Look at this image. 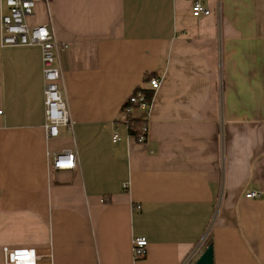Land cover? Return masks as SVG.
<instances>
[{
	"label": "crops",
	"instance_id": "crops-1",
	"mask_svg": "<svg viewBox=\"0 0 264 264\" xmlns=\"http://www.w3.org/2000/svg\"><path fill=\"white\" fill-rule=\"evenodd\" d=\"M193 1L37 4L28 25L68 45L74 125L56 138L40 49L0 47V264L4 248L34 249L36 264H180L210 224L213 264H264V199L245 197L264 192V0H200V18ZM137 89L153 94L133 114L144 143L117 120ZM67 150L76 167L54 170Z\"/></svg>",
	"mask_w": 264,
	"mask_h": 264
},
{
	"label": "built area",
	"instance_id": "built-area-1",
	"mask_svg": "<svg viewBox=\"0 0 264 264\" xmlns=\"http://www.w3.org/2000/svg\"><path fill=\"white\" fill-rule=\"evenodd\" d=\"M48 0H0V47H38L41 52L43 73L44 117L46 134L49 138H56L60 127L71 131L74 122L65 100L60 92L62 72L59 66V54L68 49V45L56 41L52 28L47 25L30 27L27 20L34 15L37 4ZM191 15L195 18L206 17L209 10L200 0H194L191 5ZM160 80L156 77L148 79L151 91L160 87ZM150 105L140 89L132 93L119 111L117 120L126 125L134 110L148 112ZM2 112L0 111V115ZM147 127L144 125L137 137V142L146 140ZM117 135L113 136L116 142ZM77 155L70 150L62 151L52 156V168L56 171H69L76 167ZM248 199H264V192L251 191L245 195ZM139 207H137L138 209ZM212 224L209 225L200 241L191 249L180 264H194L201 255L210 233ZM147 241L144 237L132 240V254L135 259L145 256ZM206 248V247H205ZM4 264H36L34 249H3Z\"/></svg>",
	"mask_w": 264,
	"mask_h": 264
},
{
	"label": "trees",
	"instance_id": "trees-1",
	"mask_svg": "<svg viewBox=\"0 0 264 264\" xmlns=\"http://www.w3.org/2000/svg\"><path fill=\"white\" fill-rule=\"evenodd\" d=\"M140 90L143 93L147 104L151 105V100H152V96H153L152 92L147 90V89H140ZM137 112L142 114V112L137 111V109L134 110L133 114H135ZM147 113H148L147 111L143 112V114H145V115ZM133 114L129 117L126 125H127L128 135L131 136V137H134L135 139H137L138 135L141 133L142 127L144 125H146V123H145L144 120L134 117Z\"/></svg>",
	"mask_w": 264,
	"mask_h": 264
},
{
	"label": "water",
	"instance_id": "water-1",
	"mask_svg": "<svg viewBox=\"0 0 264 264\" xmlns=\"http://www.w3.org/2000/svg\"><path fill=\"white\" fill-rule=\"evenodd\" d=\"M194 264H213L212 246L208 245Z\"/></svg>",
	"mask_w": 264,
	"mask_h": 264
}]
</instances>
